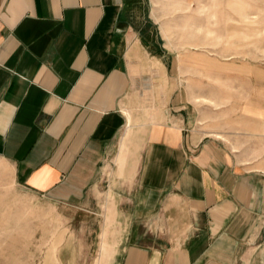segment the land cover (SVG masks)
<instances>
[{
  "label": "crops",
  "instance_id": "0c3cea01",
  "mask_svg": "<svg viewBox=\"0 0 264 264\" xmlns=\"http://www.w3.org/2000/svg\"><path fill=\"white\" fill-rule=\"evenodd\" d=\"M167 45L152 0H0V171L101 216L97 264H264V106L193 103Z\"/></svg>",
  "mask_w": 264,
  "mask_h": 264
},
{
  "label": "rangeland",
  "instance_id": "374dc122",
  "mask_svg": "<svg viewBox=\"0 0 264 264\" xmlns=\"http://www.w3.org/2000/svg\"><path fill=\"white\" fill-rule=\"evenodd\" d=\"M152 10L167 46L183 57L176 72L186 80L176 89L233 114L264 106V0H152ZM147 72L164 74L156 64ZM164 84L143 83L145 107L165 101L152 97ZM102 227L101 216L31 195L0 171V264H97Z\"/></svg>",
  "mask_w": 264,
  "mask_h": 264
}]
</instances>
